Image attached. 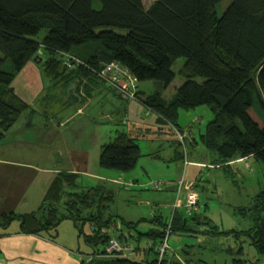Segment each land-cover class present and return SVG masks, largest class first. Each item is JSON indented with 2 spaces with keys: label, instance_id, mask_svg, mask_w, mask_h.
<instances>
[{
  "label": "trees",
  "instance_id": "1",
  "mask_svg": "<svg viewBox=\"0 0 264 264\" xmlns=\"http://www.w3.org/2000/svg\"><path fill=\"white\" fill-rule=\"evenodd\" d=\"M40 50L48 56L44 71L56 85L79 72L88 81L102 80L130 101L101 75L107 65L119 64L136 80L134 100L172 126L186 152L192 129L179 125L180 110L209 106L214 116L200 133L199 142L216 155L215 164L226 168L238 159L253 157L264 166V0H154L149 6L145 0H0V141L27 108L14 95L11 83ZM181 57L185 63L180 74L186 80L166 98L163 90L175 79L173 66ZM145 81H153L155 89L141 95L139 84ZM237 120H241L242 130L236 128ZM176 130L185 134L184 143ZM142 155L139 144L129 138L106 145L99 163L103 168L129 172ZM70 176L75 178L72 174L58 177V184L44 200L41 216L4 215L3 227L21 217L26 233L54 228L67 216L58 207L66 196L63 204L71 217L95 225L96 229L85 234L99 255L90 264H134L130 258L105 255L110 235L103 229L110 228L112 221L133 229L138 223L117 215L105 216L115 200L112 191L94 186L72 193L63 187ZM254 198L250 207L239 209L255 223L242 230V235H248L264 254V226L260 224L264 187ZM156 222L162 227L158 233L129 232L119 237L153 239L155 245L148 251L156 257L142 260L146 264H190L169 254L159 262L156 245L164 237L167 222L160 218ZM188 222L182 211L174 212L173 230H188Z\"/></svg>",
  "mask_w": 264,
  "mask_h": 264
},
{
  "label": "crops",
  "instance_id": "2",
  "mask_svg": "<svg viewBox=\"0 0 264 264\" xmlns=\"http://www.w3.org/2000/svg\"><path fill=\"white\" fill-rule=\"evenodd\" d=\"M44 58L43 62L48 56L45 55ZM43 62L40 64L31 59L16 74L10 86L14 95L27 104V108L5 131L4 138L0 141V264H90L92 259L99 257L85 237L86 233L96 229L93 223H89V229L84 230L82 221L76 220L79 222L76 224L62 220L54 228L38 233H26L22 230L21 217L13 218L3 227L1 223L5 220L4 215L33 213L41 216V208L49 190L58 184L57 179L63 174L75 175V178L69 177L70 181L65 178V182H61L62 186L72 193L100 186L115 194L114 205L117 200L116 192H129L133 197L136 192L134 188L141 190L150 187L149 180L152 179L148 177L156 169V159H163L162 151L167 152V159L172 162L183 158V153L178 150L182 144L177 140L172 126L158 120L155 113L138 101H125L110 85L100 79L88 81L79 72L56 85L44 71ZM74 78L77 80L75 92L79 98L69 99L68 86ZM154 89L153 81L139 84L141 95L151 93ZM132 102H135V105ZM191 124L192 122L187 127ZM114 128L121 129L116 132L115 137ZM203 130L201 128L199 132L191 131L187 141L194 150L190 157L187 156L190 164L186 166L185 161L182 164L184 172L181 178L185 176L187 180L196 181L197 187L204 182L205 168H224L222 164H215V155L199 142V135ZM129 138H133L142 150L143 155L137 167L129 172L101 167L99 160L104 147L113 142H125ZM211 155L215 162H210ZM251 158L253 157L238 159L235 162L248 161L246 164L255 168L252 165L254 159ZM257 163L262 166L264 173V166ZM252 172L255 173V170ZM181 178L164 181L165 188L176 186ZM127 185L129 188L125 187ZM205 186L208 187V194L213 196L211 192L215 193L217 190L212 189L215 184L208 181ZM174 191V194H160L156 197L169 201L163 203L171 216L176 210L174 208L173 212H170L171 203L176 196L183 197L179 196L176 189ZM138 195L139 203L144 208L137 214L121 213L113 206L105 214L121 216L127 222L138 223L136 229H133L127 228L121 222L112 221L111 226L116 225L118 234L131 232L147 235L148 232H137V229L142 228L151 215L165 222L170 219L167 220L169 215L164 219L160 211L153 210L145 194ZM219 195L221 196V193ZM65 198L66 196L58 205L61 211L65 210ZM178 205L181 207V204ZM140 241L154 243V240L147 236ZM168 256L186 261L174 249H171Z\"/></svg>",
  "mask_w": 264,
  "mask_h": 264
},
{
  "label": "rangeland",
  "instance_id": "3",
  "mask_svg": "<svg viewBox=\"0 0 264 264\" xmlns=\"http://www.w3.org/2000/svg\"><path fill=\"white\" fill-rule=\"evenodd\" d=\"M153 1L154 0H145V4L149 6ZM226 5L227 2L224 3L223 8ZM117 30L124 32L123 30ZM45 34L46 30L41 33L40 37H43ZM40 52H42V50L34 55L33 60L35 59L34 61L41 64L43 60H45V55L42 54L43 52ZM39 54H41V57H38ZM184 63L185 58L183 57L175 62L173 66L175 79L167 89L165 88L163 90L166 98H170L177 88L185 82V77L180 74V69ZM69 99L72 98L69 97ZM132 104L135 105V102H132ZM137 105V107H139V104ZM190 112H192L191 115H189ZM250 112L256 119H259L254 109H251ZM213 116L212 110L207 105L199 106L190 111L181 109L179 124L184 129L191 128L192 131L196 130L199 132L201 128H205V122L207 123L213 118ZM191 122V126L187 127ZM237 123L236 128L242 130L241 120H237ZM119 130L121 129L114 128V137ZM233 131H231V133L235 134L236 129L234 132ZM186 146L188 157H190L189 155L192 154L194 149L187 140ZM178 150L181 153H184V145L182 144L179 146ZM211 154L213 155L214 153ZM212 155L210 162L214 161ZM161 157L163 159H156V169L152 171V174L149 175L148 178H151L153 181L162 180L168 182L181 178L184 172V169L182 168L184 158H179L176 162H172L167 159L168 154L166 151H162ZM247 162L248 161L235 162L236 164L233 163L234 165L230 167L220 169H214V167L209 169L205 168L204 174L206 176L204 177V182L202 181L201 185H198L197 190H195L198 193L200 204L196 207V210L192 215L187 212L185 213L184 196L187 193L186 191L183 195L184 199L183 197L178 198V196H176L175 200L171 203L170 212H173L177 204H181V207L179 206L175 211L181 212L182 208V212L186 219H189V222L188 230L180 228L174 230V233L170 236L169 245L171 249L176 250V252L181 254L182 258L188 260L190 264H235V262L236 264H264V254L258 252L248 235H242V230H247L255 225V223L250 215L242 214L239 209L240 207H250L255 199L253 197L262 189L264 184V173L261 170L262 166L258 165V163L253 160L252 165L255 167L253 168L250 164H246ZM253 169L255 170V173L252 172ZM141 178L145 180L143 177ZM208 181L215 184L212 189H217L215 193L211 192L213 196H210L206 190L208 187L205 185H207ZM194 183L196 186V181H194ZM255 185L257 186L256 189ZM125 187L129 188L128 185ZM134 189L136 192H134L135 196L133 197H131L132 193L129 192H122L126 195L116 192L117 200L114 205L113 203L111 204V208L113 206L115 210H118L121 213L126 212L129 215L137 214L140 209L142 210L144 208V206L139 203L138 199V193H142L145 194L147 200L150 201L153 210L155 209L157 212L160 211L164 215V219H166V216L168 215L169 217L167 220L171 217L163 203L169 201L156 197L160 194H174L176 191H166L165 186L154 187V189L149 187L141 190H138L137 188ZM219 193H221V196ZM63 212L67 215L63 218L64 221L79 224V222H76V220L71 217L70 212H67V210H64ZM261 215L262 220L260 221V224L264 226V212ZM156 219L157 216L151 215V218L141 226L142 228H138L137 232H160L162 227L161 224L156 222ZM77 221H82L84 223V230L89 229L88 220ZM151 228L153 229L150 230ZM154 257H156V254L153 251H138L131 256V259L134 261L152 260Z\"/></svg>",
  "mask_w": 264,
  "mask_h": 264
},
{
  "label": "built area",
  "instance_id": "4",
  "mask_svg": "<svg viewBox=\"0 0 264 264\" xmlns=\"http://www.w3.org/2000/svg\"><path fill=\"white\" fill-rule=\"evenodd\" d=\"M42 53V52H40ZM43 54V53H42ZM41 57V54L38 55ZM102 77L107 80L111 85H113L124 98L128 100H134L137 97V83L133 76L127 73L122 67H120L117 63H111L107 65L105 69L101 72ZM179 140L184 143L185 134L176 130ZM185 164H190L187 159V152L185 148ZM149 188L154 189V187H162L165 186L164 181H153L150 180ZM176 190L179 196L184 195L185 191L187 192L185 195V213L193 214L196 210V207L199 205V197L198 193L195 191V183L191 180H186V177H182L178 180L176 184ZM177 204L175 209L178 208ZM174 214V213H173ZM173 214L170 219L167 221V225L164 229V237L162 240L156 245V249L159 251V262L165 257V255L169 254L171 251V247L169 245L170 235L174 233L173 230ZM118 228L116 225L111 226L108 229H103L104 232H108L110 235L107 247H106V256L109 257H128L134 252V246L130 242H123L117 236ZM154 243H142L141 248H152Z\"/></svg>",
  "mask_w": 264,
  "mask_h": 264
},
{
  "label": "bare ground",
  "instance_id": "5",
  "mask_svg": "<svg viewBox=\"0 0 264 264\" xmlns=\"http://www.w3.org/2000/svg\"><path fill=\"white\" fill-rule=\"evenodd\" d=\"M76 83H77V80L74 78V79H72L71 81H70V83H69V90H68V94L70 93L71 94V92H70V90L72 89V87L74 88L75 87V85H76ZM77 86V85H76ZM76 89V88H75ZM75 89H74V94L72 93L71 95H73L74 97H71V98H75V97H78L79 98V96L77 95V93L75 92ZM77 98V99H78ZM117 236L119 237V234H117ZM119 239L121 240V241H123V242H130L133 246H134V252L131 254V255H129L128 257H124V258H130L131 259V256L133 255V254H135L136 252H138V251H143V252H145V251H148V250H150L151 248H141V244L142 243H150V242H142V241H140V240H136V239H133V238H130V237H126V236H124V238L122 237V238H120L119 237ZM107 257H109V256H107ZM139 261H142V260H139Z\"/></svg>",
  "mask_w": 264,
  "mask_h": 264
},
{
  "label": "water",
  "instance_id": "6",
  "mask_svg": "<svg viewBox=\"0 0 264 264\" xmlns=\"http://www.w3.org/2000/svg\"><path fill=\"white\" fill-rule=\"evenodd\" d=\"M36 58V57H35ZM35 60V59H34ZM76 85H77V83H76ZM76 85H75V87L73 88L72 87V89L70 90V92H71V94L73 93L74 94V89L76 88ZM70 93H69V97L71 98V97H74L73 95H71ZM75 98H78V97H75ZM166 190H172V191H174L175 189H176V186L175 185H173V186H167L166 188H165ZM134 262V264H146V263H144L143 261H139V260H136V261H133Z\"/></svg>",
  "mask_w": 264,
  "mask_h": 264
}]
</instances>
